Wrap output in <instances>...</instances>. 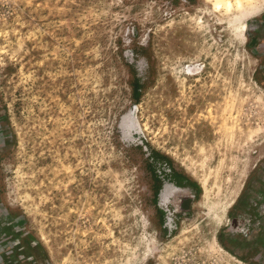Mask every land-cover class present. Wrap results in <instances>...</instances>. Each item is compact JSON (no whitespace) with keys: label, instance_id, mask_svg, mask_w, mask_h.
I'll list each match as a JSON object with an SVG mask.
<instances>
[{"label":"rangeland","instance_id":"374dc122","mask_svg":"<svg viewBox=\"0 0 264 264\" xmlns=\"http://www.w3.org/2000/svg\"><path fill=\"white\" fill-rule=\"evenodd\" d=\"M0 120V264H264V0H0Z\"/></svg>","mask_w":264,"mask_h":264},{"label":"bare ground","instance_id":"6f19581e","mask_svg":"<svg viewBox=\"0 0 264 264\" xmlns=\"http://www.w3.org/2000/svg\"><path fill=\"white\" fill-rule=\"evenodd\" d=\"M237 189L238 188L235 184L229 185L226 190H219V192H217L218 194L213 199L209 198L207 193L208 190L206 191L205 189L202 197L198 200L197 210L199 212H205L206 214L202 226L203 237L207 241H211L215 237L220 225L223 223L225 213L232 206L236 198Z\"/></svg>","mask_w":264,"mask_h":264},{"label":"crops","instance_id":"0c3cea01","mask_svg":"<svg viewBox=\"0 0 264 264\" xmlns=\"http://www.w3.org/2000/svg\"><path fill=\"white\" fill-rule=\"evenodd\" d=\"M10 142V134H9V130L7 128V124H5L2 120H0V152L9 144ZM264 186V185H263ZM260 204L263 209L260 210L259 212V216H258V219H257V223L259 224V226L263 227L264 229V192L261 193L260 192ZM239 260L241 262H244V259H240Z\"/></svg>","mask_w":264,"mask_h":264},{"label":"flooded vegetation","instance_id":"af4514ba","mask_svg":"<svg viewBox=\"0 0 264 264\" xmlns=\"http://www.w3.org/2000/svg\"><path fill=\"white\" fill-rule=\"evenodd\" d=\"M171 198H172L171 199L172 202H177L179 205V204H183L185 200L188 199V194L177 192L176 194L174 193L173 195H171Z\"/></svg>","mask_w":264,"mask_h":264},{"label":"trees","instance_id":"16d2710c","mask_svg":"<svg viewBox=\"0 0 264 264\" xmlns=\"http://www.w3.org/2000/svg\"><path fill=\"white\" fill-rule=\"evenodd\" d=\"M185 177V184H188V186L192 187L194 186L193 182H191L190 180H188V178H186V176H183ZM175 184V183H174ZM175 186L179 187V188H183L184 185H181V184H175Z\"/></svg>","mask_w":264,"mask_h":264}]
</instances>
